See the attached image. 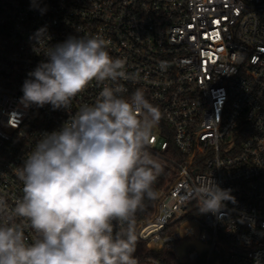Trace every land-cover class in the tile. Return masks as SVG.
<instances>
[{"label":"built area","instance_id":"1","mask_svg":"<svg viewBox=\"0 0 264 264\" xmlns=\"http://www.w3.org/2000/svg\"><path fill=\"white\" fill-rule=\"evenodd\" d=\"M41 28L49 46L102 36L137 77L122 82L125 97L141 88L161 109L149 151L175 173L136 227L138 264H264V0H0V196L10 205L22 196L17 167L40 134L103 87L91 83L71 113L25 107L27 74L47 59L46 41L34 39ZM210 177L235 197L220 216L201 214L192 196Z\"/></svg>","mask_w":264,"mask_h":264},{"label":"clouds","instance_id":"2","mask_svg":"<svg viewBox=\"0 0 264 264\" xmlns=\"http://www.w3.org/2000/svg\"><path fill=\"white\" fill-rule=\"evenodd\" d=\"M22 85L25 107L72 112V101L93 82L102 90L57 130L43 132L16 175L22 196H0V264H138L136 214L158 199L164 166L149 151L162 119L141 88L129 97L122 82H137L126 60L113 58L102 36H69L49 46ZM231 189L211 177L192 186L201 214L220 216ZM26 229L34 233L28 241Z\"/></svg>","mask_w":264,"mask_h":264},{"label":"trees","instance_id":"3","mask_svg":"<svg viewBox=\"0 0 264 264\" xmlns=\"http://www.w3.org/2000/svg\"><path fill=\"white\" fill-rule=\"evenodd\" d=\"M153 156L158 158L164 166L163 174L158 177L157 182L154 185L155 190L159 192L160 189L166 188L168 183L172 181L175 172L170 166V164L166 161V156L164 154L156 153L153 154ZM156 203L157 199L154 201H150L147 199L145 200L144 208L142 210H138L136 214V227L141 221L148 220L152 217L156 209Z\"/></svg>","mask_w":264,"mask_h":264},{"label":"water","instance_id":"4","mask_svg":"<svg viewBox=\"0 0 264 264\" xmlns=\"http://www.w3.org/2000/svg\"><path fill=\"white\" fill-rule=\"evenodd\" d=\"M191 243H192V244H197V245H199V242H198V241H193V242H191ZM186 245H187V244H184V245H182L181 248H180V254H181V256L184 254V249H185ZM199 246H200V245H199Z\"/></svg>","mask_w":264,"mask_h":264}]
</instances>
